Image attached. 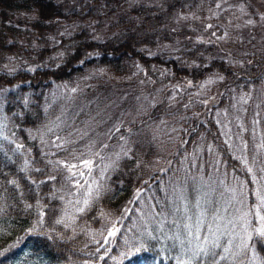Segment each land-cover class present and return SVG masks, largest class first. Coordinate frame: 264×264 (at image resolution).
Segmentation results:
<instances>
[{
	"label": "trees",
	"instance_id": "16d2710c",
	"mask_svg": "<svg viewBox=\"0 0 264 264\" xmlns=\"http://www.w3.org/2000/svg\"><path fill=\"white\" fill-rule=\"evenodd\" d=\"M190 1L159 0L158 7H150L149 0H0V88L8 89L0 103V125H3L0 131L8 137L7 140L0 138V186L4 189L0 193L3 197L0 199L3 208L0 250L24 238L3 264H120L118 257L124 239L138 240L145 228L156 227L151 215L140 214L139 218L133 215L141 204L150 200L151 206L156 205L157 199L165 203V192L177 185L173 181L175 176L182 183L187 176L209 177L215 166L227 167L223 169L226 178L246 177L249 191L246 199L243 198L249 206L252 204L250 174L219 139L214 117L216 104L199 101L191 91H185L178 92L175 102L160 101L152 109H145L128 96L112 94L115 85L106 78L110 73L130 75L141 79L143 86L149 82L157 86L188 79L200 83L215 73L228 74L238 61L247 57L264 58V40L253 52L248 50L235 55L238 61H231L216 57L223 55V49L188 38L190 30L177 27L167 14L171 10L185 11ZM176 40L178 48L172 51L160 47ZM239 46L238 42L231 46L234 53L241 50ZM246 67L255 76L264 77V71L257 73L255 66L240 65V68ZM33 68L34 72L29 71ZM93 69L104 75L97 74L83 84L70 110L76 111L82 105L89 111L103 106L107 109L113 101L118 102V106L123 104L116 111L120 112L122 120L115 132L123 133L130 140L123 142L128 155H121L106 171L99 197L93 199L92 206L84 213H76L75 223L65 228L53 221L60 217V209L67 206L66 201L52 195L61 196L65 171L53 167L56 161L43 151V143L36 133L52 110L54 88L79 82ZM144 91L140 89L138 94ZM182 117L184 124L176 136L175 153L179 151L180 157L190 154L192 145L200 141L203 150L196 160L191 156L192 160L180 163L179 158L174 157L172 163L166 164L160 136L157 139L152 129L157 132L160 127L164 129L167 118H179L182 124ZM10 141L22 144L23 149L15 151ZM213 143L218 145L219 161L208 156V144ZM156 158L161 159L160 163L155 162ZM26 160L28 170L24 172L21 169ZM193 160L195 167L191 166ZM36 168L42 171L37 172ZM48 175H55L56 180L40 184ZM28 177L37 181L38 190L30 191L35 186ZM10 180H16L19 188L10 184ZM138 190L142 193L139 200L136 199ZM188 193L192 194L191 182ZM28 204L33 207H26ZM43 206L47 213L44 224L37 234L29 236L28 230L37 225L38 211ZM151 206L145 214L150 210L160 211L159 206L155 209ZM104 211L120 217L117 225L120 232L108 244L102 241L101 245L111 251L100 260L103 254L94 257L98 244L92 242L89 228L99 226ZM256 252L260 264L264 251L257 247ZM164 255H175V252L157 255L154 264H175L172 259L162 258Z\"/></svg>",
	"mask_w": 264,
	"mask_h": 264
},
{
	"label": "rangeland",
	"instance_id": "374dc122",
	"mask_svg": "<svg viewBox=\"0 0 264 264\" xmlns=\"http://www.w3.org/2000/svg\"><path fill=\"white\" fill-rule=\"evenodd\" d=\"M146 1L148 2V0ZM149 1L151 3H148V6L158 7L159 0ZM185 6H187V9L185 8L184 12L178 13L180 10H171L167 14L169 19L173 18L179 28H188L190 30L187 35L188 38L213 45L221 51L223 49V55H218L217 58L222 57L227 60L238 61L235 59V55L240 56L248 50L253 52L256 45L264 40V35H262L264 33V0H191ZM250 20L252 21L251 24L248 23ZM237 42L240 43L238 49L241 50L234 53V47L231 46ZM178 45L179 41L176 40L173 43L160 45V47L172 51L178 48ZM240 65H253L256 67L254 70L260 74L264 71V58L258 56L247 57L245 60L238 61L235 69H232L228 74L215 73L208 76L201 85H196L190 79L180 85L176 82L171 84L162 83L155 86L149 82L143 86L140 83L141 79L138 80V78H133L130 75L123 77L111 73L107 74L106 78L113 81L115 85L112 94H116V97L128 96L139 102L141 108L145 109H152L160 101L175 102L178 97L175 86H178L179 91L182 93L184 92L183 89L190 87L188 91H191L198 99L200 98L199 101L216 104L214 117L219 139L227 147L228 152L238 158L245 170L248 167L253 169V173H249L251 194L253 195V190L260 187V185L252 183V175L255 174L257 179L264 176V173L260 171L264 168V149L259 148V144L264 139V77L255 76L253 71H248L249 67L240 68ZM97 74L104 75L103 72L98 73L97 70L93 69L81 77L79 82L56 86L51 92L52 110L36 134L43 143V151L49 154L53 161L63 160L79 163V161L72 159V154L80 156L81 159L94 160L95 164L91 175L89 176L88 170L80 165V170L85 172V176L83 178L77 176L76 179H80L81 183L84 179H87L89 183L95 179L101 185V182H104L106 171L115 164L117 156L120 157L126 152L123 146L124 143L130 142V140L123 133L117 134L115 132L122 120L120 112L116 111L122 108L123 104L118 106V102L113 101L107 109L103 106V108H95L89 111L87 106L83 107L82 105L76 111L70 110L71 104L79 96L83 84L96 77ZM220 77H223V79H220ZM209 80L213 82L208 83ZM73 88L76 89L75 92L72 91ZM140 89H145V91L138 94ZM194 96L193 98H195ZM207 99L209 100L207 101ZM132 117H134L133 114ZM181 119L182 124L179 118H167L164 121V129L160 127L158 132L152 129V134L157 139L160 136L162 155L166 159L164 161L166 164L172 163L174 157H178L180 163L192 160L193 156L196 160L203 150V142L200 141L192 145L190 154L189 152L184 153L180 157L179 151L175 153L177 148L176 136H178V131L184 124V117ZM186 120H189V118ZM119 140L122 143L117 144ZM61 143H63V147L56 146ZM217 147V144H208V156L210 155L213 161H219L220 154L217 152ZM209 148H211V151H209ZM97 152H99V156L95 155ZM100 157H103V159ZM245 159L247 165L244 163ZM160 161V158L155 159L156 163H160ZM106 165L111 166L106 168ZM225 168L227 167L220 166L219 168L215 166L210 171L209 177L202 178L207 185L211 186L206 190L210 192L213 199L219 200V204L226 208L231 204L230 214L238 215L237 209L243 210L245 205H248L240 195L241 181L246 182L245 193L249 191L247 179L246 177L241 179L237 176L226 178L223 171ZM101 172H103V175H101ZM68 175L65 171V182L60 186V195L65 197L66 202L82 199L87 185L79 189V195L73 194L76 190L72 189V182L67 180ZM175 177L176 179H173V181L182 184L178 177ZM262 184H264V181H262ZM228 187L236 189L234 200L230 198V194L227 192L224 193L223 197L219 195L224 188ZM151 204L150 200L142 203L136 211L137 214L134 213L133 215H137L138 218L141 215L146 216L145 212H148ZM67 206L71 210V205ZM147 217H150V215ZM119 220V216L104 211L99 226L89 228L92 242L100 241L97 248L101 246L112 223ZM109 241H112V238H109ZM96 249L94 257L101 255V253L104 254L105 249L108 248L103 246L100 248V252H97ZM256 264H258V260Z\"/></svg>",
	"mask_w": 264,
	"mask_h": 264
},
{
	"label": "snow or ice",
	"instance_id": "6c2138e0",
	"mask_svg": "<svg viewBox=\"0 0 264 264\" xmlns=\"http://www.w3.org/2000/svg\"><path fill=\"white\" fill-rule=\"evenodd\" d=\"M248 23L251 24L252 21L250 20ZM29 71L34 72L35 69H29ZM220 79H223V77H220ZM212 82L211 80L208 81V83ZM17 87L19 86L17 85ZM7 91L8 89L0 88V103L3 102L4 93ZM72 91L75 92L76 89L73 88ZM24 104L27 106V100L24 101ZM2 127L3 125H0V128ZM0 138L8 139L2 131H0ZM10 143L15 145V151L17 152L24 147L22 144H16L15 141H10ZM56 146L63 147V143ZM259 148L264 149V139L259 144ZM209 151H211V148H209ZM124 154L127 156L128 152ZM95 155L99 156L100 154L97 152ZM100 158L103 159V157ZM72 159L79 161V163L59 160L53 165L52 161L47 162L49 165L60 168L69 174L67 180L72 182L71 187L76 190L73 194L79 195V189L87 185L83 198L75 201L68 200L66 203L71 205V210L67 206L61 208L60 217L54 219L55 224L63 225L65 228H70L75 223L76 213L82 214L92 206L93 199L99 197L101 189V185L95 179L91 183L87 179H84L83 183L80 179H76L77 176L81 178L85 176V172L80 170V165L88 170L90 176L95 161L81 159L80 156L75 154H72ZM117 159H119V156H117ZM28 163L26 160L25 167L21 171L26 172L28 170ZM244 163L247 165L246 159ZM110 166L106 165L105 167ZM191 166H196L194 160ZM35 171L40 172L42 170L36 168ZM260 171L264 173V168ZM247 172L253 173V169L248 167ZM101 175H103V172H101ZM28 179L35 186L30 191L38 190L37 181L31 180L30 177ZM54 180H56L55 175H48L46 180L39 183L44 184ZM262 181H264V176L257 179L255 174L252 175V183L260 185V187L253 190L254 199L252 204L250 206L245 205L243 210L237 209L238 215H231L229 212L231 204L226 208L219 204V200L213 199L210 192L206 190L211 186L207 185L202 177L187 176L182 184L170 187V190L165 192V203H161L157 199V204L151 206V209L159 206V212L150 210L149 213H146V215H151L156 220V227L145 228L138 240L124 239L123 250L118 257L120 264H154L157 255L172 252H175V255H164L162 258L172 259L175 264H256L259 259L256 252L257 247L264 251V184H262ZM189 182H191L192 187L191 195L188 193ZM9 183L15 188H19V183L16 180H10ZM245 185V181L240 182V195L246 199ZM3 191L4 189L0 186V193ZM225 192L230 194L231 199L236 198L235 188H224L219 195L223 197ZM20 195H23V193H20ZM52 195L53 198L60 201L65 200L63 195L59 197L55 193ZM141 195L142 193L138 190L136 199L139 200ZM2 198L0 196V199ZM26 207L32 208L33 206L28 204ZM44 207L46 206L41 207L38 211L39 220L37 225L28 230L29 236L37 234L39 228L43 226L44 217L47 215ZM125 211L131 212V209ZM0 212H3L2 207H0ZM118 224L119 221L112 223L107 231V236L104 237V244H108L109 238H115L120 232ZM23 239L21 237L16 243L0 250V264L10 258V253L20 245ZM48 239H51V236H48ZM95 242L100 244V241ZM96 251L100 252V247ZM110 251V248L105 249L104 254L99 259L104 260ZM112 259H117V257H112ZM260 264H264V260H260Z\"/></svg>",
	"mask_w": 264,
	"mask_h": 264
}]
</instances>
